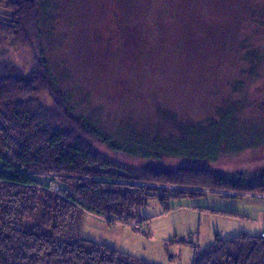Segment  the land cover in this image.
<instances>
[{"label":"rangeland","instance_id":"1","mask_svg":"<svg viewBox=\"0 0 264 264\" xmlns=\"http://www.w3.org/2000/svg\"><path fill=\"white\" fill-rule=\"evenodd\" d=\"M258 1L53 0L51 34L48 22L42 33L46 57L76 113L108 132L115 134L116 118L128 117L138 130L151 132L163 125L169 135L173 133L165 127L162 109L181 120L206 122L227 99L240 104L239 126L215 134L229 141L220 144L217 162L171 157L149 162L94 142V150L111 165L106 172L141 174L152 166L199 165L218 175L261 183L264 111L258 101L264 97V59L256 61L263 63L262 73L244 79L251 61L240 59L236 48L251 33L247 13ZM5 4L0 0V12ZM33 46L2 41L0 69L14 67L30 74L39 53L37 44ZM238 79L244 80L242 87ZM39 100L45 108L54 106L49 93ZM233 195L220 190L172 197L166 204L169 211L153 199L132 222L87 212L82 234L154 264H191L196 250L214 242L217 234L231 238L264 232V195Z\"/></svg>","mask_w":264,"mask_h":264},{"label":"trees","instance_id":"2","mask_svg":"<svg viewBox=\"0 0 264 264\" xmlns=\"http://www.w3.org/2000/svg\"><path fill=\"white\" fill-rule=\"evenodd\" d=\"M53 4V0H6L0 12V43L13 40L19 47H34V43L39 47L30 74L14 67L0 69V264H154L85 239L87 212L132 222L153 199L169 211L172 208L166 204L172 197L220 190L237 197L264 195V178L250 184L242 176L218 175L199 165L152 166L141 174L106 172L111 165L94 150V142L149 162L168 157L217 162L218 148L228 140L215 134L239 126L240 104L227 99L206 122L181 120L177 113L162 109L165 127L173 133L169 135L163 125L151 132L138 130L128 117L116 118L115 134L108 132L76 113L46 57L43 25L49 23L51 34ZM247 14L251 33L236 43L239 58L251 61L244 79L262 73L263 63L256 61L264 59V0ZM236 84L242 87L245 82L238 79ZM44 93L54 101L52 109L40 102ZM258 102L264 111V97ZM196 252L192 264H264V233L231 238L217 234L214 242Z\"/></svg>","mask_w":264,"mask_h":264},{"label":"built area","instance_id":"3","mask_svg":"<svg viewBox=\"0 0 264 264\" xmlns=\"http://www.w3.org/2000/svg\"><path fill=\"white\" fill-rule=\"evenodd\" d=\"M165 188H169V189H172V190H175V189H178V190H185L186 188L184 187H181V186H167V185H164ZM164 187H161V188H164ZM56 189H58V187H56ZM158 193H162L160 191H158Z\"/></svg>","mask_w":264,"mask_h":264},{"label":"crops","instance_id":"4","mask_svg":"<svg viewBox=\"0 0 264 264\" xmlns=\"http://www.w3.org/2000/svg\"><path fill=\"white\" fill-rule=\"evenodd\" d=\"M264 233V232H263ZM262 234V233H261ZM215 240V239H214ZM193 258H194V256H193ZM191 264H192V262H191Z\"/></svg>","mask_w":264,"mask_h":264}]
</instances>
